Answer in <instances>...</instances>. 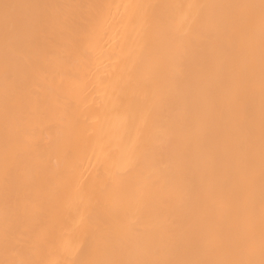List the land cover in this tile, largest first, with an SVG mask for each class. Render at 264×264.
<instances>
[{
	"label": "bare ground",
	"instance_id": "obj_1",
	"mask_svg": "<svg viewBox=\"0 0 264 264\" xmlns=\"http://www.w3.org/2000/svg\"><path fill=\"white\" fill-rule=\"evenodd\" d=\"M6 2L0 264H262V0Z\"/></svg>",
	"mask_w": 264,
	"mask_h": 264
},
{
	"label": "snow or ice",
	"instance_id": "obj_2",
	"mask_svg": "<svg viewBox=\"0 0 264 264\" xmlns=\"http://www.w3.org/2000/svg\"><path fill=\"white\" fill-rule=\"evenodd\" d=\"M18 7V5L7 3L6 0H0V9L3 10L6 21L13 19L10 13ZM262 8H264V0H262ZM176 195H181L179 188L176 189ZM262 264H264V262H262Z\"/></svg>",
	"mask_w": 264,
	"mask_h": 264
}]
</instances>
